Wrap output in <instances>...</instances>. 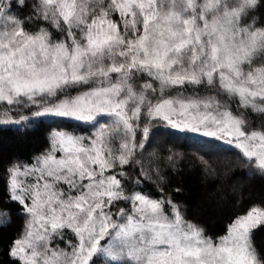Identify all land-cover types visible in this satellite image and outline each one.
<instances>
[{"label":"snow or ice","instance_id":"1","mask_svg":"<svg viewBox=\"0 0 264 264\" xmlns=\"http://www.w3.org/2000/svg\"><path fill=\"white\" fill-rule=\"evenodd\" d=\"M46 119L47 146L0 167L11 264H264V200L209 235L166 191L180 154L150 151L163 127L264 177V0H0V126Z\"/></svg>","mask_w":264,"mask_h":264},{"label":"trees","instance_id":"2","mask_svg":"<svg viewBox=\"0 0 264 264\" xmlns=\"http://www.w3.org/2000/svg\"><path fill=\"white\" fill-rule=\"evenodd\" d=\"M52 122L46 119L43 124L28 129L14 125L0 126V167L6 166L10 160L30 159L42 151L47 146V125ZM153 141L155 147L150 151H173L182 157L178 161L179 174L170 173L168 176L166 191L183 202L188 217L205 227L209 235L219 233L227 218L241 209L236 201H242L246 207L251 202L264 200V177L246 171L226 144L163 127L158 129ZM202 154H207L206 158L222 174L231 165L227 179L222 175L216 184L207 181L196 167ZM177 187L179 192L175 191ZM0 212L5 216L0 223V264H11L8 246L21 234L24 217L18 211V206L2 191ZM255 243L264 248V227L255 232Z\"/></svg>","mask_w":264,"mask_h":264},{"label":"rangeland","instance_id":"3","mask_svg":"<svg viewBox=\"0 0 264 264\" xmlns=\"http://www.w3.org/2000/svg\"><path fill=\"white\" fill-rule=\"evenodd\" d=\"M5 219V216L0 212V223H2Z\"/></svg>","mask_w":264,"mask_h":264}]
</instances>
